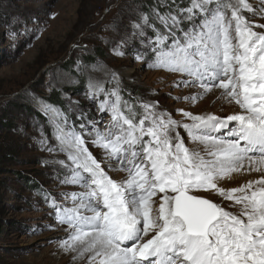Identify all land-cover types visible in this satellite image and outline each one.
<instances>
[{
    "label": "snow or ice",
    "instance_id": "6c2138e0",
    "mask_svg": "<svg viewBox=\"0 0 264 264\" xmlns=\"http://www.w3.org/2000/svg\"><path fill=\"white\" fill-rule=\"evenodd\" d=\"M244 10L253 11L246 0H189L187 7L153 10L163 32L143 17L155 31V39H149L155 65L189 77L176 86H199L200 95L219 88L240 113L221 118L178 110L192 121L188 124L157 112V102H140L137 120L133 107L114 89L109 95L115 99L100 105L111 115L106 130L92 121L87 135L117 170L127 173L120 182L89 150L83 122L79 132L55 125L59 144L47 150L66 155V161H59L66 170L61 183L83 189L61 193L71 198V207L51 201L58 222L71 229L61 244L65 250L81 245V254L93 253L89 264L97 258L99 264H264V176L230 189L219 184L240 172L245 161L251 171L264 172V32L253 30L264 25L249 22ZM253 14L264 16V6ZM184 21L188 28L181 27ZM177 127L204 144L208 158L190 151L179 132L173 136ZM209 192L240 205V214L201 194ZM150 232L151 238L142 242Z\"/></svg>",
    "mask_w": 264,
    "mask_h": 264
},
{
    "label": "rangeland",
    "instance_id": "374dc122",
    "mask_svg": "<svg viewBox=\"0 0 264 264\" xmlns=\"http://www.w3.org/2000/svg\"><path fill=\"white\" fill-rule=\"evenodd\" d=\"M246 2L253 11L264 6L261 0ZM188 3L0 0V264H89L93 255L81 254L79 244L75 250L61 246L71 229L58 222L51 201L71 207V198L61 193L83 189L61 183L66 170L59 161H66V155L47 150L59 144L55 139L57 123H64L65 130L75 127L79 132L83 122L89 150L108 175L120 182L126 180L127 173L117 170L116 162L92 146V137L87 135L92 121L98 122L101 131L106 130L111 115L101 111L100 105L115 99L109 95L114 89L133 107L137 120L142 114L140 102H157V112L188 124L192 121L178 110L221 118L242 111L235 101L222 97L221 89L214 87L200 95L203 90L199 86H176V82L189 77L155 65L151 50L155 45L149 43V39H155V31L143 23V17L148 16L149 24L163 32L153 10L165 13L176 6L187 7ZM253 11L241 14L254 25H264V16L254 15ZM137 24L141 28L135 27ZM181 27L188 28L189 22L184 21ZM253 30L264 32L260 27ZM120 52L123 55L117 54ZM193 95L200 98L184 99ZM175 132L180 133L190 151L208 158L204 144L190 140L182 127L171 134ZM8 148L12 152H7ZM250 168L245 161L241 171L251 178L264 176V172ZM201 194L226 211L240 214L241 206L234 201L223 200L213 192ZM161 195L153 197L154 210ZM153 234L150 232L142 242ZM92 264H99V258Z\"/></svg>",
    "mask_w": 264,
    "mask_h": 264
},
{
    "label": "bare ground",
    "instance_id": "6f19581e",
    "mask_svg": "<svg viewBox=\"0 0 264 264\" xmlns=\"http://www.w3.org/2000/svg\"><path fill=\"white\" fill-rule=\"evenodd\" d=\"M214 95V94H212ZM224 133L227 131V129H222ZM259 180L258 178H251L250 176H246L244 171L236 172L231 174L230 179H222L219 181V184L221 187H224L226 189H230L232 187H240L249 181H255Z\"/></svg>",
    "mask_w": 264,
    "mask_h": 264
},
{
    "label": "trees",
    "instance_id": "16d2710c",
    "mask_svg": "<svg viewBox=\"0 0 264 264\" xmlns=\"http://www.w3.org/2000/svg\"><path fill=\"white\" fill-rule=\"evenodd\" d=\"M56 98H57V97H56ZM48 102L51 103L52 105H57V104H55V103H57V99L54 100L55 103H54V102H51V101H48ZM57 106H59V105H57ZM60 108H61V107H60ZM38 115H39V114H38ZM42 119H43V118H42ZM7 126H10V125L8 124ZM7 126H6V128H8ZM2 150H4V149H2ZM7 152H12V151H9V148H8V149H7ZM2 156H3V155H2ZM5 161H6V159L3 160V162H5ZM0 184H1V183H0ZM0 228H1V225H0ZM0 230H1V229H0Z\"/></svg>",
    "mask_w": 264,
    "mask_h": 264
}]
</instances>
